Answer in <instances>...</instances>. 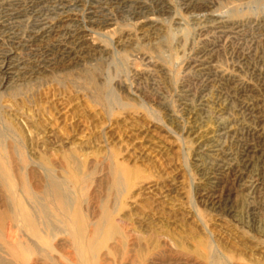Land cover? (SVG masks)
Returning a JSON list of instances; mask_svg holds the SVG:
<instances>
[{"label":"rangeland","instance_id":"374dc122","mask_svg":"<svg viewBox=\"0 0 264 264\" xmlns=\"http://www.w3.org/2000/svg\"><path fill=\"white\" fill-rule=\"evenodd\" d=\"M263 126L264 0H0V262L264 264Z\"/></svg>","mask_w":264,"mask_h":264},{"label":"bare ground","instance_id":"6f19581e","mask_svg":"<svg viewBox=\"0 0 264 264\" xmlns=\"http://www.w3.org/2000/svg\"><path fill=\"white\" fill-rule=\"evenodd\" d=\"M47 29V28H46ZM47 31V30H46ZM46 34H48V32H45V33H43L42 35H46ZM248 108V107H247ZM261 109V108H260ZM246 110V109H245ZM247 111V110H246ZM252 111V110H251ZM248 114H250V113H248ZM256 123V122H255ZM258 123V122H257ZM256 126V125H255ZM264 127V126H263ZM229 128V127H228ZM258 128V127H257ZM228 130V129H227ZM223 131H224V129H223ZM249 131V133H246V139H247V141L246 142H244V144H242V151H241V153H240V159L239 160H241V164L240 165H237V166H234V165H231L230 163L229 164H227L226 162L224 163L225 165L227 164V168H224V169H227V170H229V171H231V172H234L235 174H236V179H240V178H243L244 176H245V173H247L248 174V169L249 168H251V163L250 162H257V161H259L260 160V158L263 156L262 155V152H258L257 150H256V145L255 146H252V147H249L248 145H250L251 143H250V138L251 139H253L254 141H255V143L257 144L258 143V145L264 140V132H262V131H260V130H248ZM222 132V131H221ZM225 133V132H224ZM219 134H220V132H219ZM227 134V133H226ZM233 135V134H232ZM231 136V135H230ZM225 137H227V136H225ZM250 137V138H249ZM231 138V137H230ZM253 140H251L252 142H254ZM250 143V144H249ZM233 158V157H232ZM262 160H264V159H262ZM250 163V164H249ZM237 164V163H236ZM221 166V165H220ZM224 166V165H223ZM252 166H253V164H252ZM224 171V170H223ZM219 172V171H218ZM225 172V171H224ZM262 173H257L256 175H252L253 174V172L251 173V172H249V176H248V178L247 179H249L247 182H245L244 184L245 185H243L245 188H246V190H248L250 193L251 192H253V191H255V189H256V185H257V183H259V181H264V168H263V170L261 171ZM246 180V179H245ZM219 181V180H218ZM243 182V181H242ZM241 183V182H240ZM239 183V185H241ZM209 187V186H208ZM11 203V202H10ZM215 205V204H214ZM11 208V207H10ZM23 208V207H22ZM28 210V209H27ZM43 210V209H42ZM41 210V211H42ZM8 211V210H7ZM7 211L5 210L4 212H6L7 213ZM12 211V210H11ZM30 212V211H29ZM42 212H45V211H42ZM42 212H40L41 214H42V217L40 218V219H35L34 217H33V219H34V222L36 221L37 223H39L40 224V226L41 225H43L44 227H45V229H47V227H50L48 224H49V220H48V217H47V215H45V214H47V213H42ZM12 213V212H11ZM31 213H33V212H31ZM30 213V214H31ZM38 213V212H37ZM11 215H13V214H11ZM39 216V215H38ZM37 216V217H38ZM3 217V216H2ZM8 217H10V215H8ZM14 217V216H13ZM21 217H22V215H21ZM6 219V218H5ZM3 220V219H2ZM13 220H14V218H13ZM1 221V220H0ZM10 221H11V219H10ZM8 223H9V221H8ZM10 223H12V222H10ZM18 223V222H17ZM2 224V223H1ZM11 225V224H10ZM3 226V225H2ZM8 229V228H7ZM15 229V228H14ZM13 229V230H14ZM15 231V230H14ZM21 231H23V230H21ZM9 232H11V231H9ZM13 232V231H12ZM33 232V231H32ZM4 233V232H3ZM8 234V233H7ZM10 234V233H9ZM8 234V235H9ZM22 234V233H21ZM45 234V233H44ZM11 235H14L13 233H11ZM10 235V236H11ZM17 235V234H16ZM20 236V235H19ZM47 236H48V234H47ZM12 238H16V237H13V236H11ZM22 237V236H21ZM25 237V236H24ZM43 237H46L45 235L43 236ZM79 237V236H78ZM27 238V237H26ZM42 238V237H41ZM6 239V238H5ZM21 239V238H20ZM16 240V239H15ZM29 240V239H28ZM45 240V239H44ZM40 241V240H39ZM7 242H9V241H7ZM15 242V241H14ZM26 242V241H25ZM45 242V241H44ZM12 243H13V241H12ZM22 243H24V240H23V242ZM32 243V249H31V252L33 253H35V255H37V256H41V257H44V255L42 254L43 252H41L35 245L33 246V242H31ZM46 243V242H45ZM24 245H27L26 243H24ZM37 245V244H36ZM39 245V244H38ZM31 246V245H30ZM30 246H28V247H30ZM41 246V245H40ZM45 246H47V245H45ZM26 246H24V248H25ZM39 247V246H38ZM47 248V247H46ZM25 250H26V248H25ZM80 250V249H79ZM4 251V250H3ZM7 251V250H6ZM2 252V251H1ZM28 252V251H27ZM45 252V251H44ZM80 252V251H79ZM4 253H5V251H4ZM3 254V253H2ZM6 256H7V254H6ZM80 256H81V253H80ZM34 257V256H33ZM30 259V258H29ZM18 261V260H17ZM2 262H0V264H1ZM25 263V262H24ZM2 264H4V263H2Z\"/></svg>","mask_w":264,"mask_h":264}]
</instances>
